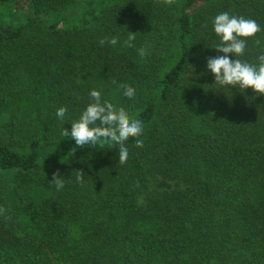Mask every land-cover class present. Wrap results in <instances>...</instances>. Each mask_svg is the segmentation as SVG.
<instances>
[{
	"label": "trees",
	"instance_id": "trees-1",
	"mask_svg": "<svg viewBox=\"0 0 264 264\" xmlns=\"http://www.w3.org/2000/svg\"><path fill=\"white\" fill-rule=\"evenodd\" d=\"M83 1L0 0V264H264V95L219 89L205 67L223 55L208 47L223 11L260 26L241 57L257 62L264 0H93L101 11L78 25L12 21L24 2L56 14ZM91 88L143 122L123 165L62 135L56 108L78 118ZM54 173L71 175L59 191Z\"/></svg>",
	"mask_w": 264,
	"mask_h": 264
},
{
	"label": "clouds",
	"instance_id": "clouds-1",
	"mask_svg": "<svg viewBox=\"0 0 264 264\" xmlns=\"http://www.w3.org/2000/svg\"><path fill=\"white\" fill-rule=\"evenodd\" d=\"M211 23L212 32L217 39L208 47L223 54L206 60L205 67L209 73L213 74L214 84L219 89L227 88L231 91L238 89L242 94L247 89H251L257 95H264V51L257 57L256 63L241 59L245 55L248 38L254 37L261 31L260 26L254 19L231 14L228 11L217 13L212 17ZM129 33L124 45L133 47L136 37ZM100 43L103 44L104 41L101 40ZM109 43L116 45L118 41L113 38ZM145 56L146 51L138 48L137 58L143 60ZM119 87L122 88V96L125 100L132 102L135 99L136 92L131 87L124 85ZM88 96L89 102L76 119L66 117L68 112L66 106L56 108L55 116L63 125L65 121L71 122L70 130L63 127V137L73 139L76 148L85 145L109 150L114 148L117 151L119 163L123 165L129 155L125 142L133 138L137 147L143 145V141L139 139L143 133V122L130 118L122 107H117L104 99L100 89L91 88ZM65 178L70 179L71 175L65 177L54 173L50 181L54 182L55 189L59 191L65 187ZM83 180L84 173L81 170L77 171L75 181L83 183Z\"/></svg>",
	"mask_w": 264,
	"mask_h": 264
},
{
	"label": "rangeland",
	"instance_id": "rangeland-1",
	"mask_svg": "<svg viewBox=\"0 0 264 264\" xmlns=\"http://www.w3.org/2000/svg\"><path fill=\"white\" fill-rule=\"evenodd\" d=\"M22 4L18 5L17 8L23 7V13L17 18H14L13 20L11 19L12 21L19 23V22L23 21L26 18V16L30 15L32 17L39 18L44 22H48L52 19L58 18V20L60 21L61 24H63V26L68 25V24L78 25V23L81 24L84 21H89V20H91L92 15H96L97 13H99V11H101V7H102V6L101 7L98 6V4L93 2V0H85L83 2L76 3L74 6H72L70 8H67L65 10H61L60 12L54 14V13H50V12L36 13L29 6L28 3L24 2ZM5 18L10 20L9 17H5ZM79 79L80 78L74 76L71 83H75L77 85L79 82ZM105 94H106L109 102L113 103L117 107H122L130 117L134 116L135 112L128 110L123 105H121L120 101L118 100V98L115 94L114 89H111V88L108 89L105 92ZM154 184H155L154 180L152 178H150V181L148 183V187H149L148 190H151L152 187H154ZM171 184L174 186V182H171ZM148 193L149 192H147V189H146L137 195V201L140 205L145 206L146 204H149Z\"/></svg>",
	"mask_w": 264,
	"mask_h": 264
}]
</instances>
